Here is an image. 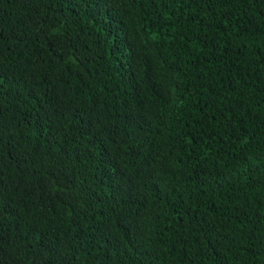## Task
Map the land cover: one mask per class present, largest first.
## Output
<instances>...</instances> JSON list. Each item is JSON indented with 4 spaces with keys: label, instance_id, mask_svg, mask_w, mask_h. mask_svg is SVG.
I'll return each mask as SVG.
<instances>
[{
    "label": "trees",
    "instance_id": "trees-1",
    "mask_svg": "<svg viewBox=\"0 0 264 264\" xmlns=\"http://www.w3.org/2000/svg\"><path fill=\"white\" fill-rule=\"evenodd\" d=\"M0 264H264V0H0Z\"/></svg>",
    "mask_w": 264,
    "mask_h": 264
}]
</instances>
